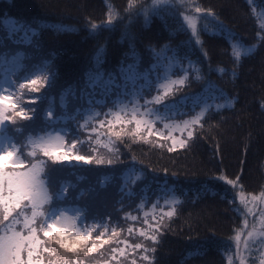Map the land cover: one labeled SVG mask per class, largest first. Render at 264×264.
<instances>
[{
	"label": "trees",
	"instance_id": "16d2710c",
	"mask_svg": "<svg viewBox=\"0 0 264 264\" xmlns=\"http://www.w3.org/2000/svg\"><path fill=\"white\" fill-rule=\"evenodd\" d=\"M132 2V10L127 11L130 0H0V36L4 37L0 41L3 45L0 52L12 54L21 47L7 38V30L13 20L38 26V34L34 38L38 48L23 47V51L32 57L25 60V64L31 66L44 59L51 61L49 71L55 73V86L43 94L49 93V100L54 102L56 111L60 108V94L65 89L74 93L67 98V109L74 111L77 108L76 102L80 103L78 95L81 96L86 84V74L97 68L98 55L99 69L106 76L120 73L121 68L129 63H148L149 67L155 62L154 52L159 53L162 64L174 61L165 58L172 56L173 52L186 67L185 55L198 62L203 79L196 80L190 73L191 78L183 88V93H192L191 97L193 93L198 94L195 97L199 104L196 110L199 112L205 103H223L220 91L234 101L233 106L220 112L212 109L205 117L203 130L196 129L197 136L189 146L178 147L171 153L167 151L171 143H161L164 146L159 147L156 138H150L149 143H132L127 138L123 143L118 141L116 147L119 148L120 160L117 163L111 167L90 166V169L76 171V175L86 178L79 182L75 191L69 189L67 204L87 206L88 193L81 198L79 192L93 186L99 201L107 206L110 214L87 207L88 223L93 218L103 222L110 217V226L119 224L123 228L117 218L119 214L103 195L118 174L127 177L132 171H142L148 179L142 178L133 189L137 192L133 199L139 196L136 201L143 209L142 217L132 222L134 229L144 227L145 212L149 213L148 219L152 222L153 214L159 220L161 207L171 210L167 206L170 202L165 203L161 199L177 196L181 201L175 208V215L170 219L164 218L159 243L143 241L138 234L128 237L132 242L143 241L147 247L155 248V252L148 253L152 264H228L233 252L231 241L242 218L236 203H230L238 190L218 177L225 175L234 179L238 176L245 195H258L264 190V40L259 39L264 37L261 31L264 0H193L194 4L205 10L211 9L215 14L203 22L204 30L198 27L202 46L196 45L190 30H186L182 20L184 9L178 4L159 15L150 14L146 21L137 13L150 7L151 0ZM110 9L118 14L114 23L92 31L93 23L105 25ZM221 24L225 29L224 35L218 30ZM59 25L68 30L57 31L55 26ZM238 42L256 47L251 56L242 58L237 65L230 44ZM165 48L172 51L165 53ZM221 68L225 70L223 73L219 71ZM233 70L235 76H232ZM169 72L172 71L165 74ZM174 76V73L166 75L173 79ZM181 96L184 95L179 94L178 98ZM47 106L48 101H45L40 108ZM186 117L180 116L177 121ZM79 134L82 136L83 132ZM100 152L104 154L106 150L100 149ZM95 173L98 177L92 180ZM54 175L57 181L76 182V175L70 174L68 169ZM105 175L111 179L102 188L99 182ZM153 204L156 205L154 210ZM139 255L137 253V264H146L139 260Z\"/></svg>",
	"mask_w": 264,
	"mask_h": 264
},
{
	"label": "snow or ice",
	"instance_id": "6c2138e0",
	"mask_svg": "<svg viewBox=\"0 0 264 264\" xmlns=\"http://www.w3.org/2000/svg\"><path fill=\"white\" fill-rule=\"evenodd\" d=\"M184 9L182 20L186 30H190L193 42L202 46L198 21L209 16L214 17L211 9H203L193 0H151L150 7L142 8L137 15H143L145 20L151 15H159L163 10H169L176 5ZM130 0L127 11L133 8ZM118 18V14L111 9L106 15L105 25L98 26L93 23L91 30L98 27L107 28ZM57 31H67L65 26H55ZM38 26L31 23L12 21L7 30V38L15 45L21 46L15 53L0 52V264H137L139 260L146 264H152L149 252H155V248H149L143 241L159 243L158 236L162 234L163 220L175 215V204L181 201L176 199L168 206L171 210L162 211L157 217L152 215L149 222V213H144V227L134 229L127 227V236H122L124 229L117 224L109 225L111 218L98 222L95 218L88 223L87 206H69L67 204L69 189L75 191L80 181L86 177L76 175V171H83L80 166L91 165L95 167L109 166L114 163V157L118 159L119 148L117 142H124L127 138L132 143H149V138L155 136L159 141H171L167 147L168 152H174L177 148H187L189 142L197 136V128L203 130L205 117L214 108L216 112L233 106L234 101L223 95V103H205L198 113L195 108L199 106L188 95L176 98L177 92L188 83V75L191 73L196 80H202L198 62L191 61L187 55L183 57L187 61V67L180 66L178 78L160 79L157 71L162 59L159 53L154 52L155 62L143 72L138 71V63H129L120 70V81L113 74L105 73L99 69V55L97 68L86 74V84L82 89V95L87 96V109L76 108L71 114L67 109V98L74 95L71 89H65L60 94V108L63 111L58 114L55 104L49 100V93L30 96L27 102L30 104L44 103L48 101L46 108H25L21 104V95L24 89L31 93H39L41 88L51 90L55 86V73H50L51 61L44 59L31 66L25 64V60L31 59V54L25 53L23 47H36L34 38L38 34ZM219 32L224 35L225 29L221 24ZM264 31V25H261ZM232 39L231 36L228 37ZM4 37L0 36V41ZM264 40V37H259ZM0 47H3L0 43ZM234 63L237 65L242 58L251 56L255 45L245 46L243 43L230 44ZM165 53L172 51L165 48ZM203 55H207L203 53ZM179 65L180 58L173 52L170 57ZM134 59V57H133ZM22 77L13 79L20 72ZM224 72V69H219ZM236 73L233 70L232 76ZM143 81V83H137ZM103 82V84H101ZM133 89L131 108L123 101H114V109L109 108L103 114L96 110L97 107H105L97 99L106 98L114 89L120 90L119 95H128V89ZM155 87L156 94L150 99L144 100L141 106L135 102V98L144 90L151 91ZM100 88L98 93L96 90ZM149 105H159L158 108ZM191 105L193 115L191 118L174 122L176 116L188 115L184 109ZM264 107V105H262ZM43 117V123L37 126L36 122ZM103 115L104 119H97ZM83 120L77 124V130L87 133L86 139L73 135L71 141L67 139L71 129L60 126L62 122ZM18 121H31V124L18 125ZM157 122L163 127L156 128ZM129 125L133 127L129 128ZM10 126H16L14 128ZM119 129V130H117ZM179 133V136L175 135ZM186 134V136H185ZM103 137V139H102ZM19 138H22V142ZM87 144L91 155H84L80 146ZM163 147V144L157 145ZM100 149L106 150L107 155L101 154ZM51 165H61L60 168H50ZM70 170V174L76 175V182L70 180L57 181L55 173ZM166 171V170H165ZM147 180L142 171H132L127 177H120L119 192L121 203L125 197L131 198L133 189L138 181ZM111 178L107 175L100 179V187H105ZM219 180L238 190L230 203L239 200L237 211L241 212L242 229L234 235L235 257L239 264H247L248 257L257 253L258 264H264V208L255 211L256 205H264V190L258 195L245 196L240 178H228L220 175ZM95 191L93 187L80 189L79 196ZM251 205V206H250ZM153 210L156 205H152ZM249 216L256 217L251 222ZM124 219L133 222L138 217L126 213ZM102 229V230H99ZM138 234L143 238L141 242H132L128 237ZM243 237V240H242ZM243 243V249H241ZM105 246H108L105 248ZM253 260L251 264H256ZM228 264H234L231 257Z\"/></svg>",
	"mask_w": 264,
	"mask_h": 264
},
{
	"label": "rangeland",
	"instance_id": "374dc122",
	"mask_svg": "<svg viewBox=\"0 0 264 264\" xmlns=\"http://www.w3.org/2000/svg\"><path fill=\"white\" fill-rule=\"evenodd\" d=\"M183 12H184V10H183ZM206 19H200L198 21L197 27H200L201 26V29L204 30L205 29V26H204L203 22ZM262 34L264 36V31H262ZM236 44H239V42L236 43ZM148 65H149L148 63L147 64H141V65H139L138 71L143 72L145 69L148 68ZM181 65L183 67H186V65L183 62H179V65H177L175 61H172L171 63H167V64H161L160 68L157 70L160 73V79L161 80H164L165 78H167L166 77L167 74L168 75H171L172 73H174V75H175L174 78H178V76L180 74V71H181V68H180ZM166 71H172V72H169V73H166L165 74ZM23 75H24V73H21L20 72L18 74V76L13 77V79H17L19 81V77H22ZM190 75L191 74L188 75V79L191 78ZM115 76L117 77L118 82H121L120 79H119L120 73H117ZM137 83L138 84L139 83H143V81H138ZM101 84H103V82H101ZM45 90H47V88H41V90H40L39 93H31L27 89H24L22 91V93H20L22 106L25 107V108L40 107L41 106V103L38 102V104H30V103L27 102V99L30 96L44 95L43 92ZM132 91H133V89L131 87H129V89H128V95H119L120 90L114 89L113 92L111 94H109L104 99H101L100 96H97V99H99L101 101V104H106V106L105 107H97L96 110L99 111V112H101L103 114L104 112H107L109 108H113L114 109V103L113 102L114 101H117V100H120V101H123L124 103H127L129 105V109H130L131 108V102H133V100H134V98L132 96ZM98 92H100V88L98 89ZM155 94H156L155 87L151 91L144 90L142 93L139 94L138 97L135 98V102H138L141 106H143L144 105V100L145 99H150ZM179 94H183L184 96L185 95H188L190 97V99L192 98L191 97V94L192 93L191 94L190 93H187V92H184L183 93V89L180 90L179 92H177L176 98H178ZM78 98L80 99V103L78 104V101L76 102L77 108L79 107V108H82V109H85L86 110L87 107H88V105H87V99H88L87 96L81 94V96L78 95ZM217 103H218L217 101H213V102H209L208 104H213L214 105V104H217ZM149 107L158 108L160 106L159 105H149ZM196 108H195V113H198V110H196ZM75 109H76V107H75ZM63 111H65V110H62L61 108H59V109H57L56 112L58 114H60ZM66 111L69 114H71L73 112V110L71 108L66 109ZM185 111L188 112L187 117L186 118H183V119H180L179 121H177V119H179L180 116H176L175 119H174V122L179 123L182 120H186V119L191 118V116L194 114L193 113V110L191 108V105H189L188 108L185 109ZM97 119L98 120L99 119H104V117H103V115H101ZM82 122H83V120L80 119L79 117H78V119L76 121H71V120L70 121H67L66 125L62 122V124L64 126H66L69 129H71V132L69 133V135L67 137V139L69 141H71L73 135L79 136L81 139H86L87 133L85 131H83V130H79V131L77 130V124L78 123H82ZM31 123H32L31 121H18V125H25V124H31ZM42 123H43V117L41 115V119L38 120L36 122V124L37 125H40ZM10 127L14 128L16 126H10ZM131 127H133V126L132 125H129V128H131ZM162 127L163 126L161 125V122H157L156 128L161 129ZM117 130H119V129H117ZM82 132H83V134L81 136L79 133H82ZM176 134H178V133H175V135ZM151 138H156V137L153 136ZM19 139L22 142V138H19ZM158 143H160V144L161 143H163V144H167V143L170 144L171 141H159L158 140ZM80 151L84 155H91L92 154L89 151V148H88V145L87 144H84V145L80 146ZM101 154H103V153H101ZM104 155H107V153H104ZM117 156H118V153H117ZM113 159H114V163L113 164H115V163H117L120 160V157H118V159H116L114 157ZM57 166H58V168L59 167H62L61 165H57ZM90 166L91 165H82L80 167H81V169L82 168L90 169ZM91 167H95V166H91ZM51 168H56V167L54 165H51ZM64 171L66 172L67 169H65ZM102 172H105V171H102ZM99 173H101V172H99ZM121 175H122V173L118 174L115 177V179L111 182V184L108 186L107 190L104 192V195H103L104 197L103 198L105 199V201L109 202L111 204L110 207L111 208H114L115 212H117L119 214V215H117V218L122 222L123 229L125 230L124 231V234L122 236H127L126 229H127V227H129V226L132 225V222L133 221H131V220H127L126 221L124 219L125 214L126 213H131L132 215H135V216L138 217V219H140L142 217V215H143V209L138 204V201H136L137 199L140 198L139 196H137L135 199H133V196L131 198L125 197L123 199V202L122 203L120 202L121 201V198H122L121 197V193L119 192V183L121 181L120 177H122ZM97 177H98V174L95 173V175L92 178V180H95ZM134 194H137V192L134 191ZM245 196H250V195H245ZM86 199H87V202L85 204H87V207L90 208L91 210L99 212V210L101 209L100 213H108V215L110 214V212H108V210H107V206L104 205V204H101V202L99 201L100 200V197L97 195V191L96 190L93 191V192H91V193H88V195L86 196ZM176 199H178V197L177 196H173L171 198L170 197H168V198L165 197V199H161V200L162 201L165 200V203H166V201L170 202V203H167L169 205V204H171V202L175 201ZM155 202H158V200H156ZM159 205H161V203H159ZM236 205H237V208H238V206H239V200H238V198L236 199ZM176 206H178V204H175V208H176ZM168 208L170 209L169 206H168ZM261 208H264V205L258 203L256 205V209H254V210L257 211V213H258L259 212V209H261ZM105 209H106V211H104ZM166 210L167 209H164V207H161L159 211L162 212V211H166ZM239 213H240V216H241V212H239ZM96 214H93V215H96ZM241 218H242V216H241ZM248 219H249L250 224H251V222H253L256 219V217L249 216ZM241 229H242V221L240 222V225L238 227L237 232L238 231H241ZM242 240H243V237H242ZM231 244H232L233 252L231 253L230 257L233 259L234 264H239V260L234 255V253H235L234 239L231 241ZM241 249H243V243H241ZM243 254L246 257H248L247 264H251V262L253 260H256V257L258 255L255 252L252 254V256H249V254L246 253V252L243 253ZM125 262L126 261H123L122 263H125ZM256 264H258V260H256Z\"/></svg>",
	"mask_w": 264,
	"mask_h": 264
}]
</instances>
